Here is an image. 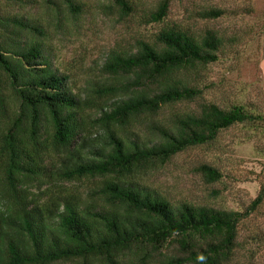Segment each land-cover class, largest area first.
Masks as SVG:
<instances>
[{
  "label": "trees",
  "instance_id": "trees-1",
  "mask_svg": "<svg viewBox=\"0 0 264 264\" xmlns=\"http://www.w3.org/2000/svg\"><path fill=\"white\" fill-rule=\"evenodd\" d=\"M111 1L107 9L123 17L138 14L135 0ZM0 2L24 10L0 13V264H234L242 224L264 219V180L241 212L176 205L138 181L226 131L264 120L247 106L214 103L160 119L165 108L202 98L179 74L218 63L224 40L165 26L128 51H111L102 67L111 81L79 95L53 66L52 28L30 13L43 6L61 28L85 14L84 4ZM172 3L160 0L145 23L165 25ZM224 16L220 9L202 14ZM201 170L210 184L224 179L212 167ZM85 181L93 187L82 196L66 187Z\"/></svg>",
  "mask_w": 264,
  "mask_h": 264
},
{
  "label": "rangeland",
  "instance_id": "rangeland-1",
  "mask_svg": "<svg viewBox=\"0 0 264 264\" xmlns=\"http://www.w3.org/2000/svg\"><path fill=\"white\" fill-rule=\"evenodd\" d=\"M80 1L85 14L78 19L69 17L61 28L52 19L53 13L43 6L30 13L52 28L53 66L71 78L75 93L90 94L111 81L102 70L111 51H128L137 41L149 39L165 26H178L197 39L209 31L216 32L225 47L218 63L179 74L190 87L203 91L202 98L192 104L165 108L160 119L169 121L179 112L200 113L210 103L224 109L240 104L264 118V0H173L165 25H148L144 21L160 0H135L138 14L131 18L107 9L111 0ZM217 9L225 11L222 19L210 21L202 17ZM0 13L22 15L24 10L0 2ZM91 114L93 119L98 115L96 111ZM98 133L104 132L99 129ZM143 135L150 140L145 129ZM203 166L221 171L223 181L210 184L201 170ZM262 180L264 120L252 130L236 127L226 131L212 146L190 150L165 167L140 175L138 181L176 205L188 202L241 212L257 198ZM66 187L82 196L93 186L85 181ZM234 264H264V219L251 217L242 224Z\"/></svg>",
  "mask_w": 264,
  "mask_h": 264
},
{
  "label": "crops",
  "instance_id": "crops-1",
  "mask_svg": "<svg viewBox=\"0 0 264 264\" xmlns=\"http://www.w3.org/2000/svg\"><path fill=\"white\" fill-rule=\"evenodd\" d=\"M263 71H264V69H263Z\"/></svg>",
  "mask_w": 264,
  "mask_h": 264
}]
</instances>
